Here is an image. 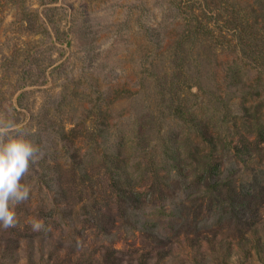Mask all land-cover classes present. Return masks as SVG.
Returning <instances> with one entry per match:
<instances>
[{
	"label": "rangeland",
	"instance_id": "374dc122",
	"mask_svg": "<svg viewBox=\"0 0 264 264\" xmlns=\"http://www.w3.org/2000/svg\"><path fill=\"white\" fill-rule=\"evenodd\" d=\"M0 118L46 153L0 264H264L262 198L244 232L169 187L264 180V0H0Z\"/></svg>",
	"mask_w": 264,
	"mask_h": 264
},
{
	"label": "trees",
	"instance_id": "16d2710c",
	"mask_svg": "<svg viewBox=\"0 0 264 264\" xmlns=\"http://www.w3.org/2000/svg\"><path fill=\"white\" fill-rule=\"evenodd\" d=\"M231 18L232 23L235 24L237 21L235 20V16L232 15ZM242 18L243 17L241 16L240 20ZM242 37L244 38L242 34H239L238 37H236V46L242 45L241 42L244 40ZM256 47L257 46L252 49V45H250L249 48L251 49V52H243L247 55V58L251 60V63L252 60L254 61L252 54ZM256 56H258V54ZM260 134L264 136L263 132H260ZM197 166L198 167H196L195 170L201 173L198 177L188 178L185 176L182 180L169 178L171 182L169 187L172 188L173 196H179L177 193H186L187 199L189 200L190 198L191 202L192 197L199 196L198 200H200V203L197 206L198 210H195L196 216L203 213L202 205L203 201L206 200L205 204L207 206L204 212L206 211V215L213 217L217 226L221 227L223 225L224 227H229L236 220L237 224L241 227V231H248L250 229L249 227L253 224V221H249V219L242 221V219L253 211V207H256V200L260 202L262 198V201H264V180L256 178L250 183L245 181L241 183V185L235 186L234 182L230 180L227 181L226 178H212V166L207 164H204L203 166L199 164ZM182 169H184V167H182L181 170ZM117 186L115 197H118L119 201L123 202L121 205L131 204L132 210H137L138 206L142 204L143 194L135 192L133 187H130L127 192L123 183L118 182ZM71 192L73 193L75 191ZM78 194H80V192H78ZM188 200L187 202H189ZM253 200L255 201V205L254 202H252ZM194 201H196V198ZM182 203L186 204L184 202ZM154 216L156 215H151V217L155 219ZM151 217L145 222V225H147V223L150 224V221H153ZM155 223H153V225H155ZM240 234L243 235V232Z\"/></svg>",
	"mask_w": 264,
	"mask_h": 264
},
{
	"label": "clouds",
	"instance_id": "9594fccd",
	"mask_svg": "<svg viewBox=\"0 0 264 264\" xmlns=\"http://www.w3.org/2000/svg\"><path fill=\"white\" fill-rule=\"evenodd\" d=\"M45 155L40 146L25 137L14 120L0 118V227H16L14 206L30 195V187L21 181ZM44 227L39 220L31 223L33 231Z\"/></svg>",
	"mask_w": 264,
	"mask_h": 264
}]
</instances>
